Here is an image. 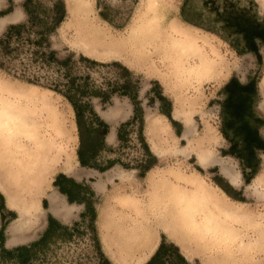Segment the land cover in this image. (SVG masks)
Returning <instances> with one entry per match:
<instances>
[{
	"label": "bare ground",
	"instance_id": "6f19581e",
	"mask_svg": "<svg viewBox=\"0 0 264 264\" xmlns=\"http://www.w3.org/2000/svg\"><path fill=\"white\" fill-rule=\"evenodd\" d=\"M65 3L70 15L65 26L75 34V46L93 59L117 57L130 68L154 75L172 93L173 118L182 119L186 126L182 138L187 143L177 148L165 116L147 109L145 133L151 152L158 158L170 151L185 157L192 154L200 167L217 166L238 187L241 177L235 162L211 150L219 137L209 125L202 137L191 135L195 126L189 117L197 99L180 97L184 88L227 69L214 40L176 18L164 24L162 16L175 11L176 0H142L123 38H114L99 24L94 0ZM19 17L17 10L13 19ZM8 21L1 18L0 28ZM69 117L49 93L0 78V193L5 205L18 215L7 229L8 245L29 241L43 227L40 196L57 172L79 175L76 136ZM106 176L108 181L114 176L131 178L132 172ZM145 182V201L132 193L117 192L111 197L115 206L107 201L97 210L101 245L113 264H145L159 246V231L188 261L194 254L200 255L201 264H215L218 259L236 264V258H246L258 247L260 237L252 242L248 235L250 231L264 234L254 212L203 175L173 167L151 169ZM262 188L264 173L246 185L250 195L260 194ZM47 200L50 214L62 221L78 209L57 191L48 194Z\"/></svg>",
	"mask_w": 264,
	"mask_h": 264
},
{
	"label": "rangeland",
	"instance_id": "374dc122",
	"mask_svg": "<svg viewBox=\"0 0 264 264\" xmlns=\"http://www.w3.org/2000/svg\"><path fill=\"white\" fill-rule=\"evenodd\" d=\"M38 1H40L45 7L44 10L46 11V14L55 17L57 22L56 29L49 35L48 48L56 52V58L58 60L63 61L69 58L70 61L68 65L65 66L56 64L54 62L48 63L44 60H41L39 57H36L34 52L38 50V48L33 42L37 39V35L30 32L24 34L20 41L14 40L13 45L16 46V43L20 42L22 49L18 51L19 53L17 55L9 54L5 60H1L6 61V66L10 69H7L6 71L0 70V78L14 83L18 82L26 86H34L40 91L49 93L57 100V104L69 114L70 124L72 125L73 132H75L76 136L74 154L75 160L79 166V170L77 172L79 175H65L74 178L79 182L82 181V183H85L94 189V194L91 198V201L94 203V206L97 208V210L107 201L110 202L112 206H115L114 202L111 200V197L117 192L132 193L145 201V193L147 191L145 178L147 172L151 169L161 170L173 167L180 169L185 173L193 172L201 174L213 186H218L222 189V187L219 186L220 184L228 191L234 194L236 193L243 199L240 201L243 206L254 212L253 217H255V220L262 223V231L264 232V188H262V192L260 194L257 193L250 195L249 192L246 191V187H242L241 191L238 190L242 183L241 181L238 188L235 190L233 188L234 186L232 187L227 179H225L219 173L217 166L212 165L207 168H202L200 165H198L195 157L192 154L188 157H185L179 154H172L170 151L166 152L165 156L158 158L151 152L149 148L145 133L144 116L143 139H145L148 149L152 154L145 150V142L139 136L140 134L138 124L137 122H133V124L131 123L125 129L126 136L123 143H116L115 146H113L114 151L104 154L100 159V162L103 165H105L107 161L116 160L117 163L114 165V167L100 174L80 167L76 156V150L79 146V137L75 125L73 109L65 98L47 88L40 86L43 84L51 85V83H54V80L62 84L65 83L64 81L66 80V77H64V73L66 70H69L71 77L76 78L77 81H81V79L86 77L90 87L92 86L94 89H99L104 92L115 87L119 88V86L124 82L128 83L129 89L131 91L137 87L138 100L144 110V113L147 111V109H150L162 114L159 111L160 93L162 97L166 99V102L162 104L164 105V109H171V117L172 120L175 121V127L173 128L171 121L164 114H162L167 119V124L171 129L172 136H174L177 141V148L180 146H185L187 143V141L182 138L186 126L184 123H182V119L176 120L173 118V95L165 87V85L157 79V77L148 74L141 69L128 67L123 62V60L117 57H109L107 59L90 58L82 51V49H80L79 45L75 46V44H77L75 39L76 36L65 26L70 17L65 0ZM60 1L62 4L60 3L61 5L58 6L57 9H55V7L53 9L54 4H59ZM141 1L142 0H94L95 16L96 18L98 17L97 20L99 24L105 28H108L114 38H123L126 37L134 17L139 12ZM186 1L187 0H176L177 4L175 11H170L169 13H166L162 16L164 17L163 19L165 21L164 24H168V22L173 18H176L182 23H188L184 18L183 10ZM255 2L258 16L264 18V3H260L258 0ZM40 12L43 14L42 11ZM101 15L105 17L106 20H104ZM199 29L202 30L201 28ZM202 31L214 40L215 45L226 61L227 69L217 75H214L213 77L205 79L201 83H193L190 85V87H187V89L184 88L180 93V97L185 99L186 97L193 96L197 99L194 110L191 112L189 117L195 126V130L191 134L192 137H202L205 126L208 124L214 134L219 137L218 143L212 145L211 150L213 153H217L219 156L230 157L232 161L235 162L237 170L240 173V170L242 169L241 164L237 157L229 153V143L226 141L222 132V102L225 97V89L227 84L234 74L239 73L242 75L246 69L249 71V73L256 71V78L259 80V89L261 93L260 112L264 115V47L261 49V56L263 58L262 64H260L256 70V67L254 68V63L252 62L253 56L250 53L234 50L219 36L213 33H208L209 31L206 32L207 30ZM33 77H37L40 85H33L26 82L27 78L32 79ZM119 90L121 89L119 88ZM116 95L118 97L114 96L113 99L108 103H103L98 98H92L90 102L92 103L93 108L102 115L114 113L115 116L118 114L120 118L121 116L124 118L129 114L128 113L126 115L125 110L128 109L130 112V110H132V106L126 97H121L119 94ZM150 100H152V102H150ZM117 122L116 124H118L120 121L118 123ZM110 133H112V131ZM262 159L263 160L259 166V172L257 174L264 173V155L262 156ZM120 171L132 172V177L120 179L114 176L111 181L107 180V174L110 172H115L117 174ZM84 172H87V174L79 177ZM60 173L62 172L59 171L55 174V176L50 180L48 186L43 190L42 196H40V204L44 209L42 218L44 225L31 239L35 238L34 240H36L46 227L47 216L50 214L48 209L49 202L47 200V195L53 191H57L53 186V181ZM252 180L253 179H251L249 183H251ZM222 190L224 191V189ZM76 206L78 209L75 211L72 218L66 221L59 220L69 226H72L75 221L79 222L76 230L72 232V236L70 238H63L48 243L47 246L43 247V249L39 251L36 258L30 260L26 264H105L104 257L108 259L110 264H113L102 248L100 232L97 226V216L95 227L90 226L89 222H82L79 219V213L83 210V208L79 205ZM17 217V213L5 205L4 196L0 197V228L5 226V237H7L8 225ZM158 234L160 237L159 245L164 241L166 243H173L170 239L163 235L162 232L159 231ZM248 235L252 242H256L257 237H260V239L257 240L258 247L256 246L257 248L253 249L250 255H248L246 258H236V264H264V234L262 236L261 234L258 236V234L250 231L248 232ZM96 237H99L100 246H98L95 240ZM10 248L12 247H9L8 249ZM100 249L103 251V253L100 252ZM217 261L215 264H224L221 263V261H224L223 259H218ZM189 263L201 264V256L194 254ZM0 264L17 263L9 259V257L3 251H0Z\"/></svg>",
	"mask_w": 264,
	"mask_h": 264
},
{
	"label": "trees",
	"instance_id": "16d2710c",
	"mask_svg": "<svg viewBox=\"0 0 264 264\" xmlns=\"http://www.w3.org/2000/svg\"><path fill=\"white\" fill-rule=\"evenodd\" d=\"M60 3L62 4L61 1L59 2V4H54L53 9L54 7L55 9H57V7L61 5ZM22 6L27 15V20L24 23L7 26L6 29L0 34V70L6 71L7 69H10L6 66V61L1 60H5V58H7L9 54L17 55L19 53L18 51L22 49L20 42H17L16 46L13 45L14 40L20 41L23 38L24 34L30 32L37 35V39L33 42L37 45L38 48V50L34 52L36 57H39L41 60H44L48 63L54 62L56 64L67 66L70 61L69 58L60 61L56 58V52L48 48L49 35L57 27L56 18L52 15L49 16L48 14H46V11L44 10L45 7L38 0H24ZM10 11L11 6L6 10L1 11L0 15L9 13ZM40 11H42L43 14ZM103 19L106 20L105 17H103ZM64 77H66V80L63 84L54 80V83H51V85H40L37 77H33L32 79L27 78L26 82L33 85H40L59 94L60 96L65 98L72 107L75 125L79 137V146L76 150V155L80 166L94 168L103 173L104 171L112 168L117 163L116 160H112L107 161L106 164L103 165L100 161L96 160L99 152H101L105 148L103 138L107 132L108 127L95 113L93 105L90 102L92 98H98L103 103H108L114 94H119L121 96L129 98L134 106V115L131 120L119 126L117 130V138L120 143H123L126 136V127L131 123L133 124V122H137L140 134L139 136L145 142V139H143L144 110L138 100L137 87H135L133 91H131L129 89L128 83L124 82L119 86L121 90L115 87L113 89H109V91L104 92L99 89H94L92 86L90 87L88 79L86 77L81 79V81H77L76 78L71 77L69 70L65 71ZM150 102H152V100H150ZM159 102L160 113L164 114L171 121V124L174 128L175 121L172 120L171 109H164V105L162 104L166 102V99L162 97L160 93ZM222 132L225 139L227 140L224 129ZM144 148L147 152H150L146 142L144 143ZM258 172L259 171L257 170L252 175L248 177L245 176V182L248 184ZM53 186L58 190L60 194L66 196L67 202L69 204L76 203L84 205V211L80 214V220L82 222L87 221L89 222L90 226L95 227L96 211L94 203L91 201L94 193L89 185H86L82 182H76V180H74L73 178H68L64 174L60 173L55 177ZM224 190L231 198L238 201L243 200L236 193L233 195V193L230 191L228 192L226 188H224ZM0 197H2L1 194ZM78 225V221H75L72 226L63 225L51 215H48L47 227L38 238V240L27 246L22 245L10 249L4 247L5 226H2L0 228V251H3L9 257V259L13 260L17 264H26L30 260L36 258L39 251L43 249V247L47 246L48 243L63 238H70L72 236V232L76 230ZM95 240L98 246H100L99 238L96 237ZM189 262L182 255L176 245L171 242L166 243L164 241L160 243L156 252L145 264H190ZM104 263L110 264L108 259L105 257Z\"/></svg>",
	"mask_w": 264,
	"mask_h": 264
},
{
	"label": "flooded vegetation",
	"instance_id": "af4514ba",
	"mask_svg": "<svg viewBox=\"0 0 264 264\" xmlns=\"http://www.w3.org/2000/svg\"><path fill=\"white\" fill-rule=\"evenodd\" d=\"M250 0H187L185 20L209 31L233 49L253 56L254 68L262 64L264 47L252 32L264 30V18L255 16ZM260 89L256 71L236 73L225 89L222 102V127L229 143V153L237 157L250 176L259 169L264 155V115L260 112Z\"/></svg>",
	"mask_w": 264,
	"mask_h": 264
},
{
	"label": "crops",
	"instance_id": "0c3cea01",
	"mask_svg": "<svg viewBox=\"0 0 264 264\" xmlns=\"http://www.w3.org/2000/svg\"><path fill=\"white\" fill-rule=\"evenodd\" d=\"M23 1L24 0H0V12L1 11H4V10H6L8 7H10L11 6V11L9 12V13H6V14H3V15H0V18H4V19H9V21L8 22H6L4 25H2V27H1V29H0V34L6 29V27L7 26H9V25H14V24H20V23H24L25 22V20L27 19V15H26V13H25V11H24V9H23ZM256 0H250V2H251V4H252V6H254L253 7V9H254V12L256 11V5H255V2ZM17 10H19L20 11V17L18 18V19H13L14 18V15L17 13ZM255 16L256 17H258L259 18V16H258V14H257V11L255 12ZM11 18V19H10ZM261 18V17H260ZM190 24V23H189ZM192 25V24H191ZM195 26V25H194ZM197 27V26H196ZM202 29V28H201ZM202 30H204V29H202ZM204 31H206V30H204ZM206 32H208V31H206ZM208 33H210V32H208ZM224 41V40H223ZM226 43V42H225ZM228 44V43H227ZM233 49V48H232ZM235 50V49H234ZM114 96H117L116 94H114L112 97H111V99H110V101L113 99V97ZM118 97V96H117ZM121 97H125V96H121ZM127 98V97H126ZM128 99V101L130 102V104H131V106H132V110H130V112H129V110L128 109H126L125 110V113H126V117H122L121 116V118L119 117V115L117 114L116 116L114 115V113H110L109 115H102L101 113H99L97 110H95L94 109V111H95V113L99 116V118L107 125V132H106V134H105V136H104V138H103V142H104V149L101 151V152H99V154L97 155V157H96V160L97 161H100V159H101V157L104 155V154H107V153H109V151H114V147L113 146H115V144L116 143H118L119 144V140H118V138H117V130H118V128H119V126L121 125V124H123V123H125V122H127V121H129V120H131L132 118H133V115H134V106H133V104L131 103V101L129 100V98H127ZM260 109H261V107H260ZM259 109V110H260ZM146 113V112H145ZM145 113H144V116H145ZM122 115V114H121ZM117 120H118V122H117ZM116 122L118 123V124H116ZM114 125V126H113ZM112 131V133H110ZM115 132V133H114ZM110 133V134H109ZM227 141V140H226ZM228 142V141H227ZM229 146V145H228ZM77 156V155H76ZM78 161V160H77ZM79 163V162H78ZM80 165V164H79ZM80 167H82V166H80ZM114 167V166H113ZM242 167V166H241ZM82 168H84V169H86V170H90V171H94V172H96V173H98V174H100L101 172H99L98 170H96V169H94V168H87V167H82ZM244 170L245 169H241L240 170V177H241V181H242V183H241V185L239 186V191H241L242 190V187H246V182H245V176H242V172H244ZM87 174V172H84V173H82L79 177H81V176H83V175H86ZM65 175V174H64ZM66 177H68L67 175H65ZM69 178V177H68ZM74 179V178H73ZM75 180V179H74ZM76 182H79V181H77L76 180ZM80 182H82V181H80ZM219 186H221L220 184H219ZM232 186V185H231ZM91 187V186H90ZM222 187V189H224V187L223 186H221ZM233 187V186H232ZM235 190L238 188V187H233ZM57 190V189H56ZM91 190L94 192V189L91 187ZM58 191V190H57ZM225 191V190H224ZM229 192V191H228ZM62 195V194H61ZM233 195H234V193H233ZM243 195V194H242ZM64 196V195H63ZM3 197V196H2ZM64 198H65V201H66V203L68 204V205H79L80 207H82L83 208V210L79 213V219H80V214L84 211V205H80V204H76V203H73V204H69L68 202H67V198H66V196H64ZM95 211H97V208L95 207ZM74 211H71V213H70V215L67 217V219L66 220H68V219H70V218H72L73 216H74ZM49 215H51L53 218H55L56 220H58L59 221V219L58 218H56V217H54L52 214H49ZM96 216H97V212H96ZM66 220H64V221H66ZM61 224H63V225H67V224H64V223H62L61 221H59ZM95 224H96V220H95ZM69 226V225H68ZM8 227H9V225H8ZM8 227H7V229H8ZM46 227H47V220H46ZM46 227H45V229H46ZM97 228V227H96ZM44 229V230H45ZM6 230H4V232H5ZM43 233V232H42ZM41 236V235H40ZM39 236V237H40ZM38 237V238H39ZM38 238L36 239V240H38ZM99 238V237H98ZM7 239H8V237H5V240H4V247L5 248H9V247H12V248H15V247H17V246H22V245H25V244H31V243H33V242H35L36 240H34V239H31L29 242H27V243H15V244H12V245H8L7 244ZM100 243V242H99ZM27 244V245H28ZM26 245V246H27ZM101 252L103 253V251L101 250ZM156 252V251H155Z\"/></svg>",
	"mask_w": 264,
	"mask_h": 264
},
{
	"label": "water",
	"instance_id": "95a60500",
	"mask_svg": "<svg viewBox=\"0 0 264 264\" xmlns=\"http://www.w3.org/2000/svg\"><path fill=\"white\" fill-rule=\"evenodd\" d=\"M257 38L261 41V44L264 45V30H255L252 32V38ZM257 57H261V55L256 51ZM221 187V186H220Z\"/></svg>",
	"mask_w": 264,
	"mask_h": 264
}]
</instances>
